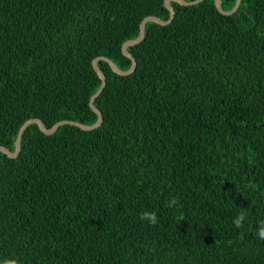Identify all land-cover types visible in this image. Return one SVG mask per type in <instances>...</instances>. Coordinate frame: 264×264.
<instances>
[{
	"label": "trees",
	"instance_id": "trees-1",
	"mask_svg": "<svg viewBox=\"0 0 264 264\" xmlns=\"http://www.w3.org/2000/svg\"><path fill=\"white\" fill-rule=\"evenodd\" d=\"M163 4L0 0V146L30 119L94 124L92 61L129 70ZM170 4L131 74L98 61L99 127L30 125L0 153V264H264V0Z\"/></svg>",
	"mask_w": 264,
	"mask_h": 264
},
{
	"label": "water",
	"instance_id": "water-1",
	"mask_svg": "<svg viewBox=\"0 0 264 264\" xmlns=\"http://www.w3.org/2000/svg\"><path fill=\"white\" fill-rule=\"evenodd\" d=\"M202 1H204V0H193V1H189V2L185 1V0H164L163 5L169 11V19L167 21H163V20H161L157 17H154V16H149V17L144 18L142 20V22L140 23V26H139L138 37L135 39H131V40L126 41L123 44L122 49H121L122 54L131 61V67L129 70H127V71L120 70L113 62H111L109 59H107L105 57H98L92 61V67H93L94 71L96 72L98 78L101 80V85H100L99 89L90 98V102H89L90 108L98 117L97 121L94 124L84 125V124H80V123L73 122V121H60V122H57L56 124H54L51 128H46L44 126V124L42 123V121H40L39 119H30V120H27L20 127L18 134H17V137H16V140L14 142V151L11 152L6 147L0 146V153L6 155L9 158L17 157L19 154V151H20V141H21L22 134L25 131V129L30 125H36L38 127V129L42 133H44L45 135H51V134L55 133L61 125H72V126H75V127L79 128L83 131H91V130L99 127L102 123V116H101L100 111L94 106V101L96 100V98L100 95V93L104 89V87L106 85V80H105L103 73L101 72V70L97 66L98 61L107 62L109 64L111 70L117 75L127 76V75L131 74L135 69L136 62H135L134 58L132 57V55L128 52L127 49L139 44L144 39L146 24L147 23H155V24H158L161 26H166V25L170 24L173 21L174 15H175L174 9L170 4L171 2L177 3L180 6H193V5H196ZM213 1H214V5H215L217 11L219 13H221L222 15H225V16H228V15L235 13L237 11V9L239 8L240 2H241V0H236L234 8L231 11H225L222 8L221 0H213Z\"/></svg>",
	"mask_w": 264,
	"mask_h": 264
},
{
	"label": "clouds",
	"instance_id": "clouds-1",
	"mask_svg": "<svg viewBox=\"0 0 264 264\" xmlns=\"http://www.w3.org/2000/svg\"><path fill=\"white\" fill-rule=\"evenodd\" d=\"M178 200L176 197H172L168 203V207H174L178 205ZM245 212L241 211L232 220V224L237 229H242L245 226L246 221ZM139 219L141 222H147L149 226H156L159 222L156 212L145 211L140 214ZM255 237L258 241L264 242V220L260 221L255 230ZM3 264H17L15 259L5 260Z\"/></svg>",
	"mask_w": 264,
	"mask_h": 264
}]
</instances>
